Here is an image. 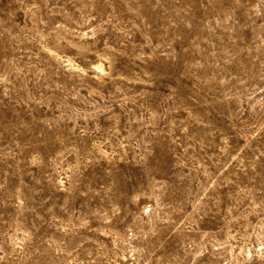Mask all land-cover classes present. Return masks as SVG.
Segmentation results:
<instances>
[{"label": "rangeland", "instance_id": "rangeland-1", "mask_svg": "<svg viewBox=\"0 0 264 264\" xmlns=\"http://www.w3.org/2000/svg\"><path fill=\"white\" fill-rule=\"evenodd\" d=\"M0 264H264V0H0Z\"/></svg>", "mask_w": 264, "mask_h": 264}, {"label": "bare ground", "instance_id": "bare-ground-1", "mask_svg": "<svg viewBox=\"0 0 264 264\" xmlns=\"http://www.w3.org/2000/svg\"><path fill=\"white\" fill-rule=\"evenodd\" d=\"M56 42H58V41H56ZM53 52V51H52ZM57 52V51H56ZM55 52V54L54 55H57V53ZM54 53V52H53ZM71 65V64H70ZM73 66V65H72ZM94 66V65H93ZM102 66H100V64L98 65V64H96L95 65V71H97V73H101L102 72V68H101ZM76 68V67H75ZM82 69V68H81ZM79 70V69H78ZM102 75V74H101Z\"/></svg>", "mask_w": 264, "mask_h": 264}]
</instances>
